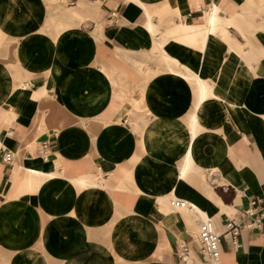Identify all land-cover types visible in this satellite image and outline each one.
Instances as JSON below:
<instances>
[{
  "label": "crops",
  "instance_id": "crops-1",
  "mask_svg": "<svg viewBox=\"0 0 264 264\" xmlns=\"http://www.w3.org/2000/svg\"><path fill=\"white\" fill-rule=\"evenodd\" d=\"M88 2L0 0V249L11 264H187L202 219L159 200L174 192L220 233L264 199V0ZM198 76L221 99L196 111ZM188 154L214 169L209 195L180 178ZM263 233L221 238V264H264Z\"/></svg>",
  "mask_w": 264,
  "mask_h": 264
},
{
  "label": "built area",
  "instance_id": "built-area-1",
  "mask_svg": "<svg viewBox=\"0 0 264 264\" xmlns=\"http://www.w3.org/2000/svg\"><path fill=\"white\" fill-rule=\"evenodd\" d=\"M46 145L42 146L45 151ZM13 155L5 153L4 160L8 163L12 162ZM171 206L174 208H184L187 202L182 199L171 200ZM264 207V199L252 197L250 198L246 208L237 211L232 217L228 218L222 225V232H217L210 219H202L198 225V231L195 239L196 249L190 248L187 244L179 245L178 258H186L193 252L203 262L208 264H221L222 249L221 238L229 237L232 244L237 246L238 237L243 230L260 231L264 224V215L262 209ZM264 238V233L262 234Z\"/></svg>",
  "mask_w": 264,
  "mask_h": 264
},
{
  "label": "bare ground",
  "instance_id": "bare-ground-1",
  "mask_svg": "<svg viewBox=\"0 0 264 264\" xmlns=\"http://www.w3.org/2000/svg\"><path fill=\"white\" fill-rule=\"evenodd\" d=\"M88 1L86 0V2H88ZM96 6H97V4H96ZM141 6H142V4H141ZM88 7L89 6H87V8ZM143 9H144V11L146 13H148L147 9H145L144 7H143ZM161 9H165V11L167 13H169V11H170L169 9H173V5H169L167 3V4L163 5L161 7ZM74 11L75 10L72 7L69 9V13H71V14L74 13ZM219 15H221V13H219V11H218L217 8L211 9L208 12V17H209V24H208L209 29H208V32H211L212 34L218 35L220 38H222V35L220 34L222 32V30L225 33H227V31L224 29L223 25H222L221 28L219 27V22H221V19L219 18ZM165 58L168 59L167 57H165ZM201 79L202 78H200L199 76L196 77V81H197V94H196L197 95V103H196V111H198L199 108H201V105L207 100L208 97L221 99V96L218 94V89L215 88V87H212V88L207 87L206 86V83L202 82ZM191 127H192L193 137H195V135L198 134L197 132L199 131L200 127L198 125H194V124ZM0 149H1V146H0ZM26 170H27V172H28V174L30 176L34 174L33 171H30L28 169H26ZM180 170H181L180 178L182 180L192 181L193 178L195 177V175H197V176L200 175V176L206 177L207 179L204 178L206 180H203V182L201 183V186H202V190L205 193H207L208 195L211 193L212 184H215V183L218 182L216 178H213L212 177L213 174H215L214 169L205 170V169H202L200 167L195 166L194 165V162L190 159L189 154L187 155V157H186V159L184 161V165H183V167ZM104 182H105L104 178L102 176H99L94 181H92V182H86V183H87V185L90 186V188H101V187L104 186V184H105ZM86 183H84V184H86ZM174 199H178V198H176V194L174 192L173 193H170V195H168L166 198H164L163 200L161 199V200L158 201L159 202V207H160V208L159 207L158 208L163 213L165 212L167 214L170 213L174 209H180V208H174L173 206H172V209H169V205H171L170 202H171V200H174ZM186 202H187L188 205L185 206L184 208H181V210L185 214V219L187 220V222H189L190 224H192L191 221L193 222V218L194 217H196L198 220L199 219H209L208 216L202 211V209L200 207H198L197 205L191 203L188 200ZM185 259H186L187 264H191L194 261L193 258L186 257V258H181L180 262L181 261H185ZM204 263H207V261H205Z\"/></svg>",
  "mask_w": 264,
  "mask_h": 264
},
{
  "label": "rangeland",
  "instance_id": "rangeland-1",
  "mask_svg": "<svg viewBox=\"0 0 264 264\" xmlns=\"http://www.w3.org/2000/svg\"><path fill=\"white\" fill-rule=\"evenodd\" d=\"M77 0H58V3H62V6L65 7V4L66 6L68 5L69 8L73 6V4H69V3H73V2H76ZM84 3V2H82ZM56 4V3H55ZM67 8V7H66ZM55 24V23H54ZM219 27L221 28L222 27V24L221 22H219ZM49 31H51V28H49ZM120 216V215H119ZM191 255V254H190ZM0 264H11V260H9L5 255L4 253L1 251L0 249ZM207 264V263H206Z\"/></svg>",
  "mask_w": 264,
  "mask_h": 264
}]
</instances>
